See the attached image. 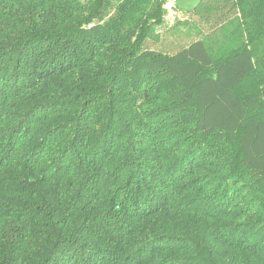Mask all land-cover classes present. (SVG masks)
Wrapping results in <instances>:
<instances>
[{
    "label": "trees",
    "instance_id": "trees-1",
    "mask_svg": "<svg viewBox=\"0 0 264 264\" xmlns=\"http://www.w3.org/2000/svg\"><path fill=\"white\" fill-rule=\"evenodd\" d=\"M221 1L164 53L154 0H0V264H264V0Z\"/></svg>",
    "mask_w": 264,
    "mask_h": 264
},
{
    "label": "crops",
    "instance_id": "crops-1",
    "mask_svg": "<svg viewBox=\"0 0 264 264\" xmlns=\"http://www.w3.org/2000/svg\"><path fill=\"white\" fill-rule=\"evenodd\" d=\"M179 18L176 28L170 30L164 36L158 38L156 33L146 39L145 48L157 50L164 53H172L180 49L177 39L188 45L195 40L197 34L207 35L212 32L210 29L203 28L206 24H210V20H214L212 15L214 11L222 9L221 0H177ZM212 5L211 9H205L207 5ZM204 6V7H203ZM199 26L202 28H199ZM216 30V29H215ZM185 45V46H186ZM181 45L182 47H185ZM173 50V51H170Z\"/></svg>",
    "mask_w": 264,
    "mask_h": 264
},
{
    "label": "built area",
    "instance_id": "built-area-1",
    "mask_svg": "<svg viewBox=\"0 0 264 264\" xmlns=\"http://www.w3.org/2000/svg\"><path fill=\"white\" fill-rule=\"evenodd\" d=\"M162 11V23L156 28V34L172 28L178 21L179 10L177 0H154Z\"/></svg>",
    "mask_w": 264,
    "mask_h": 264
},
{
    "label": "rangeland",
    "instance_id": "rangeland-1",
    "mask_svg": "<svg viewBox=\"0 0 264 264\" xmlns=\"http://www.w3.org/2000/svg\"><path fill=\"white\" fill-rule=\"evenodd\" d=\"M232 16V14H231V11L229 10V5H227L226 7H224V8H222V18L224 19V20H226V18H230L231 16ZM215 21H216V19H214L213 20V18H212V20H210V24H206L205 26H203V28H206V29H210L211 31H213V30H215V28H216V25H218L219 23H215ZM216 24V25H215ZM176 25L177 24H175L172 28H170V29H167V30H164V31H162V33H159V34H156V37H158V38H160V37H162V36H164L165 34H167L170 30H173V29H175L176 28ZM199 28H201L200 26H199ZM202 29V28H201ZM177 42H178V44H180L178 47L179 48H181V45L182 46H185L186 45V43H181L182 41H180V39L178 40L177 39ZM170 51H173V50H170Z\"/></svg>",
    "mask_w": 264,
    "mask_h": 264
}]
</instances>
